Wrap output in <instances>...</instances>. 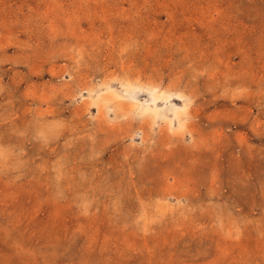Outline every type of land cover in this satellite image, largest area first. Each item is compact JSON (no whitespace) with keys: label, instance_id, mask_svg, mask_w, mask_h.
I'll return each instance as SVG.
<instances>
[{"label":"rangeland","instance_id":"374dc122","mask_svg":"<svg viewBox=\"0 0 264 264\" xmlns=\"http://www.w3.org/2000/svg\"><path fill=\"white\" fill-rule=\"evenodd\" d=\"M0 264H264V0H0Z\"/></svg>","mask_w":264,"mask_h":264},{"label":"bare ground","instance_id":"6f19581e","mask_svg":"<svg viewBox=\"0 0 264 264\" xmlns=\"http://www.w3.org/2000/svg\"><path fill=\"white\" fill-rule=\"evenodd\" d=\"M134 100V99H133ZM151 100V99H150ZM149 105V104H148ZM152 106V105H151ZM149 107V106H148ZM150 109V108H149ZM154 109V108H153Z\"/></svg>","mask_w":264,"mask_h":264}]
</instances>
